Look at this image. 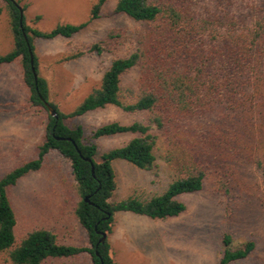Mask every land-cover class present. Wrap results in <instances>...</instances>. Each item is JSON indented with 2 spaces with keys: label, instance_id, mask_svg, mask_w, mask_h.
Returning <instances> with one entry per match:
<instances>
[{
  "label": "trees",
  "instance_id": "trees-1",
  "mask_svg": "<svg viewBox=\"0 0 264 264\" xmlns=\"http://www.w3.org/2000/svg\"><path fill=\"white\" fill-rule=\"evenodd\" d=\"M3 1L6 4L3 6L0 0V17L6 9L14 47L0 54V66L19 61L30 102L48 112L44 103L48 101L59 119L48 115L37 159L0 178V263L5 257L2 264H49L89 254L93 264H118L109 239L100 243L99 234L113 233L116 214L131 213L151 220L179 217L186 211L181 197L202 191L211 176L217 177L218 192L229 198L233 208L238 186L231 179L233 164H257L258 170L262 166L264 0H116L114 14L143 26L136 35V47L126 56H116L100 86L69 113L49 101L47 81L35 78L33 68L38 75V60L34 41L73 38L102 17L110 0L93 1L86 22L58 24L51 31L28 25L19 8L25 13L27 6H22L21 0ZM121 36L113 30L108 40L60 62L75 61L88 53L102 55L109 47L116 53ZM133 70L139 72L137 82L124 86V76ZM110 107L130 114L146 113L149 124L110 122L94 128L88 137L83 126H71L88 114ZM126 134L133 136L126 145L99 152V140ZM160 136L167 144V161L176 178L163 193L151 198L129 196L116 201L115 163L124 161L140 170L154 169ZM51 152L71 164L81 198L75 214L89 236V246L61 244L53 232L43 229L17 243V218L8 189L39 171ZM223 243L225 251L219 264L244 261L257 248L254 240L234 247L229 234Z\"/></svg>",
  "mask_w": 264,
  "mask_h": 264
},
{
  "label": "rangeland",
  "instance_id": "rangeland-1",
  "mask_svg": "<svg viewBox=\"0 0 264 264\" xmlns=\"http://www.w3.org/2000/svg\"><path fill=\"white\" fill-rule=\"evenodd\" d=\"M21 1L22 6H27L24 16L28 25L51 31L58 24L86 22L95 0ZM2 4L6 3L2 0ZM115 4L116 0H110L101 18L71 39L34 41L38 77L47 81L49 101L63 113L71 112L100 86L103 74L116 56H126L136 47V35L143 26L124 15L114 14ZM113 30L122 35L117 40L121 45L116 53L108 46L110 50L102 55L88 53L75 61L60 62L72 53L108 40ZM13 47L9 15L4 9L0 17V54L10 52ZM138 78L139 72L133 70L124 76L123 84L133 85ZM48 115L46 110L30 102L20 62L0 66V178L38 158L39 146L45 140ZM110 122L149 124V116L110 107L88 114L71 126H83L88 137L94 128ZM154 132L159 134L158 130ZM132 137L126 134L101 139L97 142L99 152L122 147ZM167 148L164 137L160 136L156 166L150 171L137 169L124 161L115 163L116 201L129 196L151 198L168 188L176 172L167 161ZM260 160V170L257 164L238 161L233 164L235 172L231 179L238 186L232 209L229 198L218 192L217 177L211 176L202 191L181 197L186 211L179 217L151 220L131 213L116 214L113 233L108 239L117 263L219 264L225 251L223 240L229 234L234 247L249 240L257 244L256 251L248 259L234 264H264V150ZM8 195L17 218V243L28 234L43 229L53 232L61 244L90 245L89 236L75 214L81 198L71 164L59 153L47 155L43 167L10 187ZM49 264H93V259L89 254H82Z\"/></svg>",
  "mask_w": 264,
  "mask_h": 264
},
{
  "label": "water",
  "instance_id": "water-1",
  "mask_svg": "<svg viewBox=\"0 0 264 264\" xmlns=\"http://www.w3.org/2000/svg\"><path fill=\"white\" fill-rule=\"evenodd\" d=\"M12 1H14V0H12ZM14 2H15V1H14ZM19 8H20V10H21V14H22V16H24V12H23L22 8H21V7H19ZM32 62H33V60H32ZM33 71H34V73H35V78H36V80H37V79H38V75L36 74L35 68H33ZM44 103H45L46 108L48 109V112H49L50 116L58 120V119H59V114H58V112L56 111V109H54L48 101H44ZM63 140H64V139H63ZM67 140H68V141H72L70 138H68ZM75 145H76V144H75ZM76 147H77V145H76ZM77 149H78V148H77ZM79 152H80V151H79ZM87 161L91 162L90 159H87ZM93 174H94V168H93ZM85 201H86L87 203H90V199H89V197H86V198H85ZM91 204H92V203H91ZM99 234L102 236V238H101V240H100V243H105V242L107 241V239H108V234H107V233H101V232H99Z\"/></svg>",
  "mask_w": 264,
  "mask_h": 264
}]
</instances>
